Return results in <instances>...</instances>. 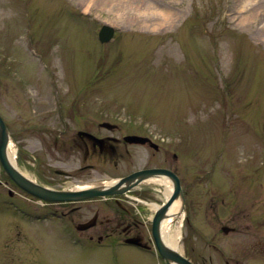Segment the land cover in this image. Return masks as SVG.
<instances>
[{"label":"rangeland","instance_id":"rangeland-1","mask_svg":"<svg viewBox=\"0 0 264 264\" xmlns=\"http://www.w3.org/2000/svg\"><path fill=\"white\" fill-rule=\"evenodd\" d=\"M153 5L175 13L173 22L148 28L161 20ZM242 6L237 0H0V73L7 75L0 108L17 131L24 121H38L33 101L38 111L54 107L52 96H64V107L78 98L89 121H115L164 139L168 163L187 190L177 220L179 250L207 262L211 255L208 264L264 250V25L240 22L262 14L264 0ZM105 23L117 34L103 43L98 33ZM152 161L163 159L157 154ZM26 164L19 162L31 175L32 163ZM125 164L98 162L90 182L116 178ZM2 217L0 264H156L128 246L117 260L107 248H77L59 219L8 216L2 226ZM224 225L239 231L226 234Z\"/></svg>","mask_w":264,"mask_h":264},{"label":"flooded vegetation","instance_id":"flooded-vegetation-1","mask_svg":"<svg viewBox=\"0 0 264 264\" xmlns=\"http://www.w3.org/2000/svg\"><path fill=\"white\" fill-rule=\"evenodd\" d=\"M0 75V80L2 76L5 77L6 85L7 75ZM63 98L64 96H52L54 107L38 111L37 102L33 101V110L37 112L38 121H24L27 123H22L24 126L17 131L10 126L8 118L0 108V115L10 136L6 156L12 155L18 165L19 162L24 165H27V161L31 162V175L20 167L26 176L51 189L78 192L98 189L108 180L118 179L139 170L165 168L172 170L179 177L185 197L187 190L183 177L174 164L168 163L170 156L163 145L164 139L161 141L148 133L129 131L122 123L115 121L99 118L89 121L84 101L79 105V99L74 98L69 107H64ZM30 103L31 101L28 104ZM0 104L4 108L6 102ZM76 112L81 116H77ZM83 114L86 116L83 117ZM129 135L147 136L150 140H130ZM14 144L16 148L13 147ZM157 154L163 161H152ZM171 157L179 164L176 151L171 153ZM142 160L146 161L142 163ZM98 162H111L115 168L126 163L128 170L121 175H115L116 178L99 179V176L98 180L90 182V175L99 171ZM104 173L114 177L108 170L104 169ZM162 185L164 184H151L142 180L117 194L82 198L73 195L72 199L51 201L33 195L18 185L5 169L0 154V215L3 216L1 224L5 225L8 216L11 219L18 216L23 220L25 214H31L34 222L41 219H59L64 228L70 229L63 236L67 235L68 240L77 248H107L114 253V260H117L119 256L116 253H119L122 247L128 246L144 253L147 259H153L156 264H176L169 262L161 254L153 233L156 213L153 204L158 206L157 199L161 194L165 196ZM26 206L32 208L31 213L25 211ZM228 227L226 234L239 231L236 226ZM260 243L258 239L256 247ZM215 252L224 254V251L220 250ZM240 253L241 256H224L223 263L258 264V258H264L263 249H248ZM183 254L195 264L213 263L211 255L207 262L205 258L199 260L197 258L200 257Z\"/></svg>","mask_w":264,"mask_h":264},{"label":"water","instance_id":"water-1","mask_svg":"<svg viewBox=\"0 0 264 264\" xmlns=\"http://www.w3.org/2000/svg\"><path fill=\"white\" fill-rule=\"evenodd\" d=\"M114 35V27L109 24H104L99 31V38L101 41L106 42L109 41ZM130 140H137V141H144L149 138L141 137V136H129ZM9 140V132L6 127L4 120L0 116V154L2 157L3 165L5 166L6 170L8 171L9 175L26 191L30 192L31 194L37 195L41 198L46 200H68L72 199L73 195L77 196L78 198L82 197H92V196H99V195H110V194H117L119 192L125 191L129 189L134 184L139 183L140 181L150 178L152 176H167L172 180L173 183V191L168 197L167 201L161 205L154 216L153 220V233L156 239L157 246L162 253V255L169 260L175 261L178 264H194L186 257H184L177 249L171 247L167 244L161 233V222L162 220L167 217L168 209L171 204L174 202L176 198H182L184 201L182 188L180 185L179 177L170 169L165 168H150V169H143L131 173L127 176L121 177L117 179L114 183L109 185H100L99 188L95 189H85L78 192H69L64 190H54L42 186L33 182L31 179L26 177L22 174L18 168L12 164V162L6 156V146ZM223 230L228 232L229 227L223 226Z\"/></svg>","mask_w":264,"mask_h":264},{"label":"bare ground","instance_id":"bare-ground-1","mask_svg":"<svg viewBox=\"0 0 264 264\" xmlns=\"http://www.w3.org/2000/svg\"><path fill=\"white\" fill-rule=\"evenodd\" d=\"M237 2L243 5L239 9L244 10V8L246 6L248 7L249 4L254 5V6L259 5V2L261 3L262 0H237ZM86 6L87 7L85 9H88L89 6L88 5ZM150 8H152L153 12L160 13V16H161L160 21L154 20L155 21L154 22L150 20L151 23L148 26V28H151V30H159L161 28H165L167 27V23L171 24L173 22V17L175 13H173L172 11L168 10L167 8H161L155 5H153ZM249 20H250V23H256V24L257 22L262 20L261 22L264 25V11H262V14L260 15L256 14V16L253 14L244 16L240 22L244 25H249L250 24L248 22ZM10 159L15 164V158L12 155L10 156ZM145 181L151 184L163 183L165 185L164 194L166 197H169V195L173 191V185L171 181L165 176L150 177L146 179ZM113 182L114 181H110L108 183L112 184ZM153 207L157 208V204H153ZM181 208H182V201L180 198H178L169 207L167 217L162 220V226H161V232H162V237L164 241L175 249H179V244H180L182 222L181 220L179 222L177 220L181 213Z\"/></svg>","mask_w":264,"mask_h":264}]
</instances>
